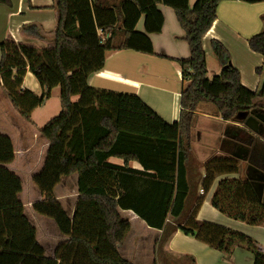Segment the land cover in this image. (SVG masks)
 <instances>
[{
    "label": "trees",
    "instance_id": "trees-1",
    "mask_svg": "<svg viewBox=\"0 0 264 264\" xmlns=\"http://www.w3.org/2000/svg\"><path fill=\"white\" fill-rule=\"evenodd\" d=\"M222 1L196 0L190 8L189 0H56L51 47L0 43V84L26 120L50 98L54 88H60L61 112L40 130L49 145L42 168L33 176L44 200L35 203L33 209L53 220L60 234L67 237L56 245L53 256L46 255L16 201L20 181L0 166V264H133L117 250L131 230L130 219L122 211L132 212L149 228L161 231L159 244L163 247L180 231L224 258V252L243 248L251 253L254 264H264V253L248 235L226 229L213 242L186 226L203 200L197 197L201 181L208 190L215 175L237 169L231 163L234 159L222 156L194 165L191 133L198 105H213L226 122L244 123L251 116L264 119V83L256 91L247 89L240 72L231 65L228 49L218 40H212L211 47L223 69L219 75L208 77L203 37L216 21ZM0 4L12 6L11 0H0ZM160 5L174 11L190 50L188 60H175L181 66L182 81L188 84L180 93V115L173 123L137 95L89 84L90 77L104 68L109 53L154 55L148 34L162 31ZM141 18L145 33L136 30ZM23 32L42 37L37 26H26ZM248 45L264 58V26ZM27 71L39 82L40 96L22 89ZM75 96L79 99L73 102ZM111 158L121 159L123 165L109 162ZM13 159L11 140L0 134V164ZM131 162L143 170L131 168ZM192 163L205 168L203 180L193 175ZM74 174L79 201L71 218L56 200L54 190L62 177ZM262 185L256 180L223 178L211 206L231 220L264 226ZM202 229L206 237L213 226L204 224ZM166 264L195 262L189 257L170 256Z\"/></svg>",
    "mask_w": 264,
    "mask_h": 264
},
{
    "label": "crops",
    "instance_id": "crops-1",
    "mask_svg": "<svg viewBox=\"0 0 264 264\" xmlns=\"http://www.w3.org/2000/svg\"><path fill=\"white\" fill-rule=\"evenodd\" d=\"M55 1L11 0V7L0 4V43L14 41L17 44L38 49L51 47L56 28V11L52 8ZM195 2L196 0H189L190 8L194 6ZM158 8L164 17L162 31L161 33L148 34L153 45L154 55L133 51L109 53L104 68L90 77L89 84L97 89L137 95L165 121L173 123L178 121L180 115V93L188 84L182 81L181 66L175 60H188L190 50L185 40L186 34L178 23L174 11L163 5ZM26 26H37L42 37H33L24 33L23 28ZM263 26L264 2L258 4H249L239 0L220 2L217 7V19L203 37L208 77L219 75L223 69L211 47V41L218 40L228 49L231 55V65L240 72L242 84L247 89L256 91L264 81L262 82L261 78L257 77L254 70L264 63V58L249 48L248 40L257 34ZM136 30L145 33L144 18H141L137 24ZM31 77H34L33 74L27 71L23 78L22 89L30 90L33 94L40 96L42 88L35 85ZM249 77L252 78L251 81ZM54 91H57L56 88L52 90L51 97L55 93ZM78 99L79 97L75 96L72 101L76 102ZM171 102H174L173 107L170 105ZM47 103L48 100L32 112L30 120H26L13 106L0 84V134L11 140L14 150L13 161L8 164H0V166L20 181V191L15 195V198L23 208L22 216L35 230V237L45 248L46 255L53 256L56 245L66 241L67 237L60 234L53 220L44 218L34 211V204L43 201L44 197L38 188H36L38 189L36 196L30 194L34 191L36 193L35 187L25 188L22 175V172L28 169L33 179L34 174L44 164L49 144L41 136L40 130L50 119L48 117L41 119L36 116V113L42 111ZM251 117L259 123L258 132L248 128L246 121L244 123L240 120L235 123L224 121L211 104H199L192 127L191 149L193 156L196 154L195 151L199 155L202 152H207V154L203 157L195 156L194 165L196 162L203 165L214 156L228 157L227 153L231 152L233 143L237 144L238 148L234 155L230 153V158L237 161V156L242 157L244 150H249L251 154L254 150L243 145L241 136H248L249 133L248 137H252V139L264 137V119ZM17 118L22 122V127H17L13 122ZM231 128L236 129L235 133L238 135L228 134ZM252 147L258 150L257 146L253 145ZM262 151L260 150L259 154H262ZM109 162L123 165L121 159L111 158ZM129 165L133 169L143 170L137 162H131ZM192 171L193 175L196 178L200 177L201 180L206 176L204 167H194ZM224 176L221 175L215 179L208 190L204 189L202 181L198 185L197 197H205L201 201V205L199 204L200 208L195 220L198 222L200 219H207L208 223L212 224L216 222L214 220L222 222L221 219H225L231 223H240L244 227L241 232L255 240L259 248L264 251V226L251 227L231 220L211 206V198L219 180ZM263 177L264 174L259 175V178ZM63 179L64 177L55 187L54 196L67 214L73 218L79 194H72L71 191L66 192L65 187H69L70 181L74 185L75 182L77 184V181L69 177L65 178V181ZM61 185L64 186V189L60 187ZM261 196L264 195L261 194ZM1 200L2 196L0 195ZM122 215L130 219L131 230L117 246L120 255L133 264H158L156 256L152 252L154 246L158 244L161 231L149 228L144 221L130 211H122ZM38 225L41 226V229ZM241 252H243L242 249H236L231 260H226L222 253L202 243L196 237L186 236L178 231L164 247L162 264H166L170 256L189 257L194 260L195 264H237L240 260L248 259L252 260V264H254L251 254L246 251L247 255Z\"/></svg>",
    "mask_w": 264,
    "mask_h": 264
},
{
    "label": "rangeland",
    "instance_id": "rangeland-1",
    "mask_svg": "<svg viewBox=\"0 0 264 264\" xmlns=\"http://www.w3.org/2000/svg\"><path fill=\"white\" fill-rule=\"evenodd\" d=\"M254 73H256L257 77L261 78V80L263 82L264 81V63L262 65H260L259 67L255 68ZM31 78L34 81V84L35 85L37 84L39 87H41L40 84H39V82L35 78V76L34 77H31ZM249 80L251 81L252 78L249 77ZM174 81H175V77H174ZM29 87H31V85H29ZM56 90L57 91H54L55 93H53L52 97L50 95V98L48 99V103H47L46 107L42 111H37V113H36V116L37 117H41V119H42V117H48V119L51 120L54 117H56V116L59 115V113L61 112L60 88L57 87ZM5 93H6V91H5ZM173 103L174 102H171L170 103V105L172 107L174 106ZM13 122L17 125V127H22V122L20 121V119L17 118ZM231 130H230V132L228 134H234L235 131H236V129H234V128H231ZM263 133H264V126H263ZM236 135H238V133ZM248 136H250L249 133H248ZM248 136H241L242 139L241 138H239V139L243 140V143H244L243 145L245 147L252 148L254 151H252V153L250 154L249 153L250 152L249 150H244V154L242 155V157L241 156H237V162H234V160H232L231 163L234 164V166L236 164L237 165L236 166L237 169H236V171L234 173L225 174V176L223 178H233V179L235 178V179H238V180H241V181H245L246 179H250L252 181L253 180H256L257 182H260V183L262 182L264 184V177L263 178H259V175L261 173L264 174V137L258 138V139H252V137H248ZM253 138H255V137H253ZM233 145L234 146L232 147L231 152H228L227 153V156L228 157H229L230 153L232 155H234V153L236 152V149L238 148V145L237 144H234L233 143ZM253 145L254 146H257L259 151L260 150H263L262 151V154H259V151L257 149H255V148L252 147ZM195 153L197 155L195 154L194 157L195 156L196 157H201V156L203 157V156H205V154H207V152H205V153L202 152L199 155L197 153V151H195ZM222 157L225 158L226 156H222ZM194 167L195 166L192 163V170H194ZM257 167L260 168L261 171L258 170ZM39 171L40 170H38L35 174H37ZM22 173H23L22 174L23 175V183H24V186H26L25 188H27V189L29 188L30 189V188H33L32 186H34L35 187V190H36V193L34 191V192H31L30 194H32L33 196H36V194H38L37 193L38 192V189H36L37 187L33 183V179H32V176L30 174V170L26 169ZM250 176H252V178H250ZM68 177L69 178H74L77 181V176L75 174L74 175H69V176H64V179L63 180L65 181V178H68ZM218 177H221V175H215V179H217ZM60 187H62L64 189V186L63 185H61ZM65 189H66V192H70L71 191L72 194L73 193H78L77 192V184H76V182H75V185H74V183L70 181L69 187H67V188L65 187ZM261 194L264 195V188H263ZM204 197L205 196H202V199H204ZM262 201L264 202V196L262 197ZM196 208H197V210H195L194 217L192 216L190 218L189 222L186 224V226L195 229L196 235L201 236V237H204L207 240H210V241H213V242H217L218 239L222 235V230H226V229L229 230V231H233V232H237V233H240V234L247 235L246 233L241 232V229L244 228V227L240 223H237V224L231 223L230 221H226L225 219H221L222 222H220L218 220H214L216 222L215 223H212V224L211 223H208L209 220L207 221V219H200L197 222L195 220V217L197 215V211L200 208V206L198 205ZM44 218H46V217H44ZM204 224H211V226H213V229H211L210 232L206 233V237H205L204 234L201 233V232H203L202 231L203 230L202 229V226ZM38 226L41 229V226L40 225H38ZM149 237H151V236L149 235ZM159 241H160V239H159ZM159 241H158V244L156 246H154V248H153L154 251L152 253L156 256L157 263L158 264H162L163 263V257H164V255H163L164 247L162 246V244H159ZM258 248H259V245H258ZM236 249H238V248H236ZM236 249H233V253H235ZM240 249L243 250V252H241V253L247 255V253H246V252H248L247 250H245L243 248H240ZM258 250L260 252L264 253V251L261 250L260 248ZM233 253L224 252V254L226 256L225 259L226 260H231V257L233 256ZM248 254H251V253L248 252ZM237 264H252V260H249V259L248 260H240Z\"/></svg>",
    "mask_w": 264,
    "mask_h": 264
},
{
    "label": "water",
    "instance_id": "water-1",
    "mask_svg": "<svg viewBox=\"0 0 264 264\" xmlns=\"http://www.w3.org/2000/svg\"><path fill=\"white\" fill-rule=\"evenodd\" d=\"M246 126L251 130H253L254 132H258L259 123L255 118L253 117L248 118L246 121Z\"/></svg>",
    "mask_w": 264,
    "mask_h": 264
}]
</instances>
